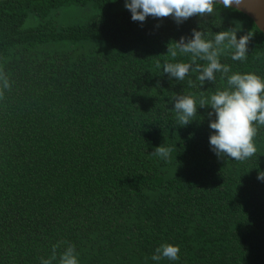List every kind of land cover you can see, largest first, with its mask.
Returning <instances> with one entry per match:
<instances>
[{
    "label": "trees",
    "instance_id": "obj_1",
    "mask_svg": "<svg viewBox=\"0 0 264 264\" xmlns=\"http://www.w3.org/2000/svg\"><path fill=\"white\" fill-rule=\"evenodd\" d=\"M252 33L247 58L220 56L231 73L264 79V35L237 10L176 23L133 21L125 0H0V264H52L69 245L79 264H264V126L257 153L219 158L209 144L210 106L227 87L163 73L168 47L193 29L205 39ZM204 65L206 61L196 60ZM189 80L196 83L190 87ZM197 115L180 126L172 97ZM172 149L167 160L158 146ZM163 243L179 259H151Z\"/></svg>",
    "mask_w": 264,
    "mask_h": 264
},
{
    "label": "clouds",
    "instance_id": "obj_2",
    "mask_svg": "<svg viewBox=\"0 0 264 264\" xmlns=\"http://www.w3.org/2000/svg\"><path fill=\"white\" fill-rule=\"evenodd\" d=\"M240 4L241 0H125V7L130 10L133 21L143 23L147 17H172L176 23H182L194 15H212L217 4L231 7ZM237 29L219 31L213 39H205L201 31L193 29L192 37L185 40L181 37L175 47H168V53L175 58L178 54H191L192 63H165L163 73L183 81L190 70L196 73L199 87L206 81L216 82V73L226 79L227 87L218 89L210 97L201 96L198 106H210L209 127L212 134L209 137L211 150L219 157H228L236 161H245L257 153L255 137L257 125L264 126V79L255 73H231L230 66L221 63L220 56L231 50V58L244 61L247 58L248 44L252 33L249 32L237 38ZM206 61L201 65L196 60ZM190 87H196L193 80H189ZM11 88L9 78L0 70V100L4 99V90ZM174 111L180 126L188 125L197 115V100L191 95H177L172 97ZM172 149L158 146L153 154L165 160ZM259 180H264V171L258 173ZM57 245L53 246V256L50 259L41 258V264H52L56 259ZM178 245L163 243L155 249L151 259L160 261L168 259L176 261L179 257ZM59 264H79L75 247L69 245L59 257Z\"/></svg>",
    "mask_w": 264,
    "mask_h": 264
},
{
    "label": "water",
    "instance_id": "obj_3",
    "mask_svg": "<svg viewBox=\"0 0 264 264\" xmlns=\"http://www.w3.org/2000/svg\"><path fill=\"white\" fill-rule=\"evenodd\" d=\"M230 8L248 17L254 26L264 35V0H241Z\"/></svg>",
    "mask_w": 264,
    "mask_h": 264
}]
</instances>
